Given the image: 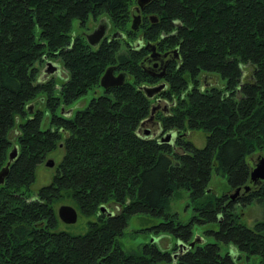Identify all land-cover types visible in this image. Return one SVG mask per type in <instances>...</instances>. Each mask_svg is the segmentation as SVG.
<instances>
[{"label":"trees","instance_id":"obj_1","mask_svg":"<svg viewBox=\"0 0 264 264\" xmlns=\"http://www.w3.org/2000/svg\"><path fill=\"white\" fill-rule=\"evenodd\" d=\"M135 4L0 0V168L15 146L0 183V264H237L241 253L264 264V179L249 181L250 155L264 154V0H149L131 28ZM100 18L107 29L89 42L85 33ZM146 42L168 58L154 65ZM55 59L65 76L42 77L41 66ZM108 65L125 76L103 88ZM214 74L221 85L209 82ZM157 82L152 96L139 87ZM87 90L86 104L66 113ZM148 122L154 129L145 132ZM192 129L204 132L202 145L187 138ZM51 152L60 155L51 178L33 190ZM212 173L229 188L249 186L232 198L215 194ZM182 189L192 209L186 221L169 209ZM62 199L93 215L84 232L58 228L54 204ZM250 203L262 216L247 226L240 210ZM136 212L157 218L151 230L170 234L172 245L123 248ZM208 222H216L203 229L212 240L193 239L192 226Z\"/></svg>","mask_w":264,"mask_h":264},{"label":"rangeland","instance_id":"obj_2","mask_svg":"<svg viewBox=\"0 0 264 264\" xmlns=\"http://www.w3.org/2000/svg\"><path fill=\"white\" fill-rule=\"evenodd\" d=\"M91 24H92L91 20H88L87 26L90 27L92 26ZM71 25H72L73 30H75V32L82 31V28L78 25V22L76 19L72 20ZM51 61L57 63L58 71L54 74L53 73H50V74H53L55 78L56 77L60 78L62 76H65V73L59 61L57 59L51 60ZM42 67L44 68V65L41 66L40 71ZM44 74L45 73L41 72L42 77H44ZM45 75L49 76L48 74H45ZM216 75L215 74L211 75L210 77H208V80L209 82L211 81L215 85L219 86L223 83V80L218 74ZM91 95H92V91L87 90L79 98L72 101L66 107V109H69L72 111L75 108L83 106L84 104H86L88 98ZM165 102L166 101H163L161 99L155 102L153 101V103L157 104V108L164 107ZM46 118H47V113L45 111L41 119V125H44L46 123L45 121ZM142 127L144 129L147 128L148 130L154 129V125L152 122L145 123L143 124ZM186 136L196 146H200L204 142V132L201 129H192V130L186 131ZM57 151L58 150H55L53 152H57ZM53 152L47 154L44 159L51 158L53 162L54 161L56 162L59 159L60 155L53 153ZM263 155H264L263 153H256V152L251 154L250 155L251 163H252L251 165H253V163L256 161L258 156H263ZM52 172H53V166L46 165L44 162L40 163L35 169L34 179L30 184L31 188L34 190L40 185H43L49 182ZM208 186L215 194H220L223 191L226 192L227 194H231L235 190V188H229L227 186L224 176H220L218 174H213V173L211 174L210 179L208 181ZM237 191H238L237 193H240L241 187H239ZM62 203L71 204L70 201L62 199L60 201H57L54 204L55 210H56V207ZM169 203H170L169 209L176 211L178 219H180V221H186V219L192 212L191 206L189 204V199L187 197V192L183 189L179 190V192L171 198ZM261 216H262V213H261L260 206L254 203H250L247 206L242 207V209L240 210V220L247 226H250L254 219H258ZM88 219H93V215L84 216L76 209L75 221L72 223H65L59 219L58 228H62L72 233L84 232L86 230V226H87L86 222ZM156 221H158L157 218L150 217L149 215L141 213V212H136V213L131 214L128 217L125 226L123 227L122 236H120L119 238L121 246L125 249L133 248L140 242L154 241L159 247L169 248L174 241V237H172L170 234H167V233H162V232L155 233L154 231H152L150 226L156 223ZM215 227H216V222H208V223H203L200 225H193L191 228V237L193 239H202V240L210 241L212 240V237L210 236L208 237L204 235L203 229L215 228ZM226 249L232 254V256H236V253L233 252L234 248L231 245L219 242V250L223 252ZM239 257L240 259L237 260V264H258L257 258L255 255H251L249 256V258H247V257H244L241 253Z\"/></svg>","mask_w":264,"mask_h":264},{"label":"water","instance_id":"obj_3","mask_svg":"<svg viewBox=\"0 0 264 264\" xmlns=\"http://www.w3.org/2000/svg\"><path fill=\"white\" fill-rule=\"evenodd\" d=\"M136 4H135V10L136 13L132 15L131 17V21H130V27L131 28H136L137 27V23L139 20V9L142 8V6L148 2L149 0H135ZM107 29V22L103 19L100 18L95 27L90 31L85 33V38L89 41V42H96L102 35L103 33L106 31ZM145 47H148L151 51L149 53L150 57H153L154 54L156 52H154V47L152 43H145L144 44ZM165 53H163L162 55H164ZM153 64L155 65V62H153ZM58 66L57 63L51 61V60H47L45 62L43 71L45 74L48 73H56ZM162 74V69L160 72L157 73V75H161ZM125 76V72L124 71H119L117 73H113V65H108L104 68L103 72L101 73L100 77H99V85L103 88H106L107 86H111V85H116L122 82L123 78ZM163 83L162 82H157L155 84L152 85H140L139 87L141 89H143V91L145 92V94L147 96H152L153 93H155L157 90H159L162 87ZM156 105H152L151 109H153ZM30 104H27V108L30 111ZM66 113L69 112V109L65 110ZM151 116V114L147 117V119H149V117ZM145 132H147V129L145 130ZM171 135H173V132H170L168 135L163 136L164 140H168ZM15 155V146H13L9 152H8V156H7V161L5 162V164L0 168V183L2 182L4 176L7 173V166L9 164V161L14 157ZM44 163L46 165L51 166L53 164V160L51 158H46ZM264 179V155L263 156H258V158L256 159V161L253 163V165L250 166L249 169V181L251 183H254L256 181L259 180H263ZM239 187H236L234 192L229 194V197L232 198L238 191ZM248 188V184H244L242 186V191ZM101 208V207H100ZM102 209V208H101ZM56 216L58 217V219H60L61 221L65 222V223H72L75 221L76 219V208L69 204V203H62L59 204L56 207ZM193 240L189 241V245H192ZM180 250L184 247V245L179 241L178 242Z\"/></svg>","mask_w":264,"mask_h":264},{"label":"flooded vegetation","instance_id":"obj_4","mask_svg":"<svg viewBox=\"0 0 264 264\" xmlns=\"http://www.w3.org/2000/svg\"><path fill=\"white\" fill-rule=\"evenodd\" d=\"M154 56H155V57H154ZM154 56H153V58H154V61H153V62H155V64H156V63H162V60H163V59L168 58V57H167V54L162 55V53H161V54H155Z\"/></svg>","mask_w":264,"mask_h":264},{"label":"bare ground","instance_id":"obj_5","mask_svg":"<svg viewBox=\"0 0 264 264\" xmlns=\"http://www.w3.org/2000/svg\"><path fill=\"white\" fill-rule=\"evenodd\" d=\"M107 36V35H106ZM103 39V38H102ZM165 84V83H164Z\"/></svg>","mask_w":264,"mask_h":264}]
</instances>
